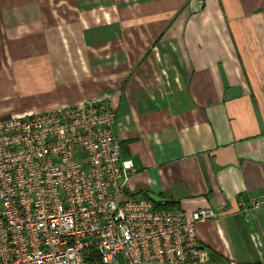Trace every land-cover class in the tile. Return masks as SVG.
<instances>
[{
    "label": "crops",
    "instance_id": "1",
    "mask_svg": "<svg viewBox=\"0 0 264 264\" xmlns=\"http://www.w3.org/2000/svg\"><path fill=\"white\" fill-rule=\"evenodd\" d=\"M103 96L130 192L213 209L211 264H264V0H0V117Z\"/></svg>",
    "mask_w": 264,
    "mask_h": 264
},
{
    "label": "built area",
    "instance_id": "2",
    "mask_svg": "<svg viewBox=\"0 0 264 264\" xmlns=\"http://www.w3.org/2000/svg\"><path fill=\"white\" fill-rule=\"evenodd\" d=\"M115 123L105 96L0 117V264H211L196 225L215 211L131 193ZM262 201L237 205L246 215Z\"/></svg>",
    "mask_w": 264,
    "mask_h": 264
},
{
    "label": "water",
    "instance_id": "3",
    "mask_svg": "<svg viewBox=\"0 0 264 264\" xmlns=\"http://www.w3.org/2000/svg\"><path fill=\"white\" fill-rule=\"evenodd\" d=\"M147 197L151 201H154V202H157V203H163V202H165V198H162V197L158 196L157 194H154V193H151V192H148L147 193Z\"/></svg>",
    "mask_w": 264,
    "mask_h": 264
},
{
    "label": "trees",
    "instance_id": "4",
    "mask_svg": "<svg viewBox=\"0 0 264 264\" xmlns=\"http://www.w3.org/2000/svg\"><path fill=\"white\" fill-rule=\"evenodd\" d=\"M159 206L162 208H171L169 207V204L167 202H164L163 204H160Z\"/></svg>",
    "mask_w": 264,
    "mask_h": 264
},
{
    "label": "rangeland",
    "instance_id": "5",
    "mask_svg": "<svg viewBox=\"0 0 264 264\" xmlns=\"http://www.w3.org/2000/svg\"><path fill=\"white\" fill-rule=\"evenodd\" d=\"M19 105H23L22 101H21V102H19ZM13 116H14V115H13ZM119 259H120V260H122V257H121V255H119Z\"/></svg>",
    "mask_w": 264,
    "mask_h": 264
}]
</instances>
